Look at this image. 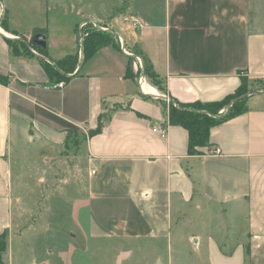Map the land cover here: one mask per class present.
<instances>
[{"label":"crops","instance_id":"0c3cea01","mask_svg":"<svg viewBox=\"0 0 264 264\" xmlns=\"http://www.w3.org/2000/svg\"><path fill=\"white\" fill-rule=\"evenodd\" d=\"M1 2L0 76L8 82H0V235L8 240L0 264H45L22 261V248L12 246L25 205L15 164H65L70 130L86 134L63 154L86 171L85 202L71 214L76 251L110 250L101 264H116L123 252L120 264H264V87L247 93L243 111L214 125L191 155L188 130L169 123L166 98L211 103L264 80V0ZM87 22L113 34L88 58L79 30ZM39 32L46 51L32 43ZM77 52L70 79L51 88L56 79L42 59ZM136 57L164 90L127 75ZM104 113L103 130L89 135ZM215 147L222 152L210 153ZM70 257L66 264L81 263Z\"/></svg>","mask_w":264,"mask_h":264},{"label":"rangeland","instance_id":"374dc122","mask_svg":"<svg viewBox=\"0 0 264 264\" xmlns=\"http://www.w3.org/2000/svg\"><path fill=\"white\" fill-rule=\"evenodd\" d=\"M79 30L85 38L83 42L97 38L104 41L113 39L111 31L89 22L82 23ZM29 44V41L27 43L18 42L23 49H26ZM137 55V57L140 56ZM137 57V65L131 61V70L135 71L138 78L146 76L152 82L153 80L147 73L151 68L146 61L142 65ZM58 62L60 60H53L52 64L60 67ZM257 81L249 80L246 90L251 92L256 89V86L257 88L264 87V80ZM166 98L170 101L169 96ZM238 107L235 108L238 109ZM230 108L232 109V104H229L228 109ZM85 135L84 130L72 131L63 154L76 149L84 141ZM63 154L64 159L61 161L65 164H45L43 161L39 164L38 159L29 160L26 164H15V173L18 177V189L16 190L18 192L16 193L23 194L25 205L23 208L19 204L20 211L24 213L23 216L20 212L15 214L12 246L16 249L14 243L18 242L19 248H22L21 260L25 262L36 258L40 261L45 260V264H66L72 260L70 257L72 256L79 258L80 264H85L89 260L93 264H101V261L108 260L113 255L110 250L97 249L96 251L88 248V252L82 250V253L75 250L82 243H80V238L72 240L70 238L71 214H74V210L85 202L87 194L86 171L85 164H74L75 162L71 159L66 163ZM72 225L75 226L74 223ZM5 254L7 255V242ZM135 258L136 260L143 259L144 250L139 251ZM139 261L142 262V260Z\"/></svg>","mask_w":264,"mask_h":264},{"label":"trees","instance_id":"16d2710c","mask_svg":"<svg viewBox=\"0 0 264 264\" xmlns=\"http://www.w3.org/2000/svg\"><path fill=\"white\" fill-rule=\"evenodd\" d=\"M0 25L6 24L1 22ZM40 30V29H39ZM36 30V31H39ZM90 41V42H89ZM86 42H83V51L86 58L90 57L97 49V46L100 43L105 42L99 38L92 39ZM14 47L17 45L15 42L12 44ZM38 46V45H37ZM42 51H46V47L38 46ZM17 48V46H16ZM27 49V48H26ZM26 49L18 47V50L25 52ZM81 48H79L80 50ZM78 52L71 54L61 59L58 66L52 64V60L45 58L42 59L45 68L51 78L56 79V81H65L67 82L70 79V74H73L78 65ZM148 76L153 80L152 82L155 85H158L160 89L164 90L163 81L160 79L158 74L154 71L148 72ZM132 74L131 65H128L127 75ZM63 78V79H62ZM0 82L7 83L8 78L5 76H0ZM246 84L242 83L235 94L229 95L223 100L203 103V102H193L188 104L176 103L173 98L170 99V108H169V123L173 125H181L188 130L189 133V153L197 154L200 152V148L209 143V135L211 128L222 122L225 119L233 117L243 111V105L246 100L247 93ZM240 97V98H238ZM229 104H232V109H228ZM239 106V107H238ZM235 107H238L236 109ZM109 120V115L102 114L99 118L98 126L94 129L89 130V135H93L103 130L105 123ZM74 130H70L65 143V148L69 140L70 133ZM6 239L7 233L0 235V263L3 261V255L6 250ZM249 253V250H248Z\"/></svg>","mask_w":264,"mask_h":264},{"label":"water","instance_id":"95a60500","mask_svg":"<svg viewBox=\"0 0 264 264\" xmlns=\"http://www.w3.org/2000/svg\"><path fill=\"white\" fill-rule=\"evenodd\" d=\"M32 43L40 47H46L47 46L46 35L43 34L42 32L34 34L32 36ZM127 254H128L127 252H123L122 254H120L117 258L116 264H120L121 261L126 258ZM153 264H164V263L161 260H158Z\"/></svg>","mask_w":264,"mask_h":264},{"label":"built area","instance_id":"2783aa9c","mask_svg":"<svg viewBox=\"0 0 264 264\" xmlns=\"http://www.w3.org/2000/svg\"><path fill=\"white\" fill-rule=\"evenodd\" d=\"M65 84H66L65 81H55V82H52L49 86L51 88L58 89V88H62ZM154 131L158 132L162 137H165L167 135V127H155ZM221 152L222 151L220 147H215L210 153L220 154Z\"/></svg>","mask_w":264,"mask_h":264},{"label":"bare ground","instance_id":"6f19581e","mask_svg":"<svg viewBox=\"0 0 264 264\" xmlns=\"http://www.w3.org/2000/svg\"><path fill=\"white\" fill-rule=\"evenodd\" d=\"M63 79V78H62Z\"/></svg>","mask_w":264,"mask_h":264}]
</instances>
